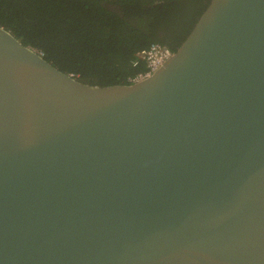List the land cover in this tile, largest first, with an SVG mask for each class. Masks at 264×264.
<instances>
[{"label":"water","instance_id":"95a60500","mask_svg":"<svg viewBox=\"0 0 264 264\" xmlns=\"http://www.w3.org/2000/svg\"><path fill=\"white\" fill-rule=\"evenodd\" d=\"M0 264H264V0H210L133 84L0 25Z\"/></svg>","mask_w":264,"mask_h":264},{"label":"trees","instance_id":"16d2710c","mask_svg":"<svg viewBox=\"0 0 264 264\" xmlns=\"http://www.w3.org/2000/svg\"><path fill=\"white\" fill-rule=\"evenodd\" d=\"M209 1L116 0L111 9L109 0H0V25L83 83L129 84L134 54L164 38L174 52Z\"/></svg>","mask_w":264,"mask_h":264},{"label":"built area","instance_id":"2783aa9c","mask_svg":"<svg viewBox=\"0 0 264 264\" xmlns=\"http://www.w3.org/2000/svg\"><path fill=\"white\" fill-rule=\"evenodd\" d=\"M38 53L42 55L41 52ZM172 55L171 49L157 42L138 50L130 63L132 67H140V69L128 77L129 84L151 77Z\"/></svg>","mask_w":264,"mask_h":264},{"label":"flooded vegetation","instance_id":"af4514ba","mask_svg":"<svg viewBox=\"0 0 264 264\" xmlns=\"http://www.w3.org/2000/svg\"><path fill=\"white\" fill-rule=\"evenodd\" d=\"M111 2L107 3L106 5L109 6L111 9H119V5H116L115 4V1L116 0H109ZM162 30H167V28H161ZM164 41L167 43V44H163V43H160L162 45H165L166 47H168L169 49H171V47H174L176 46V41L174 40H171V39H165L164 38Z\"/></svg>","mask_w":264,"mask_h":264}]
</instances>
